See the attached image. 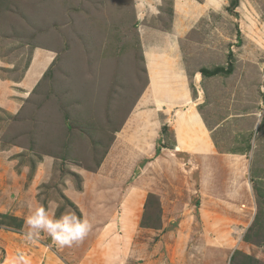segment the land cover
Listing matches in <instances>:
<instances>
[{"label":"rangeland","instance_id":"374dc122","mask_svg":"<svg viewBox=\"0 0 264 264\" xmlns=\"http://www.w3.org/2000/svg\"><path fill=\"white\" fill-rule=\"evenodd\" d=\"M140 1L0 0V264L15 263H6L5 240L20 262L73 254L46 231L28 238L34 230L18 210L27 198L30 216L42 207L53 220L87 221L83 239L91 248L90 238H102L92 251L108 248L104 264H264V0H191L174 23L193 104L214 128L222 162L167 158L142 172L158 147L139 163L114 157L103 173V135H115L147 84L140 29L159 36L173 22L171 0H160L167 15L156 22L146 5L157 0ZM229 65L194 87L198 70ZM136 179L148 196L126 238L119 210ZM166 184L162 196L151 192ZM70 187L87 215L65 194Z\"/></svg>","mask_w":264,"mask_h":264},{"label":"crops","instance_id":"0c3cea01","mask_svg":"<svg viewBox=\"0 0 264 264\" xmlns=\"http://www.w3.org/2000/svg\"><path fill=\"white\" fill-rule=\"evenodd\" d=\"M142 2L144 1L141 0L140 3ZM171 2V20L173 22H170V31L165 33L160 32L159 36H154L155 30L149 25H147L145 29H140L141 37L143 38L142 57L144 61V71L147 76V84L138 97L137 102L125 116L122 125L115 135H103L106 142L105 144H107L105 146V152L103 153L104 159L101 164V171L103 173H106L105 169L107 163H111L114 157H118V162H121L120 160L124 157H138L136 162L139 163L142 159H149V157L153 158L157 154L158 147H160L159 155L156 156L154 160L152 159V161L143 162L145 166L141 169L142 172H148L149 174L150 172H156L157 169L152 170V168L159 164L160 159L165 161L167 158L169 159V163H178L182 160L185 161V159L190 161L208 159L214 163L217 161L222 162L221 157H219L220 154L217 153V145L212 137V135H214V128L207 126L202 112L198 108V104H193V99H195V97L191 95L188 75L183 71L182 52L178 46L180 37L175 34L178 32V27L174 24L177 16L178 14H188L191 12V10H187V12L184 10V4L187 3L185 7L190 6L191 0H171ZM153 3L146 5L150 7L148 15L149 20H147L155 22L160 21L163 18V14L167 15L165 11L166 7L163 6L160 0L156 2L157 8H155V5L153 6ZM145 18L147 17H140V20ZM169 33H171V35ZM161 45H164V48H162ZM199 75H201L199 70L194 73L195 81L193 85L195 88L197 87L195 82L199 78ZM103 130L105 131V129ZM108 136H110V139ZM166 140H168V144L165 143ZM211 169L214 172V170H216V164L215 167L213 164ZM119 174L121 175V173ZM90 176L91 175L88 173L82 175L83 187L87 188L92 184L89 180ZM141 180L136 179L131 189L127 190L129 192L127 193L128 196L125 195V200H121L122 202L120 201L122 204L119 210L120 221L124 233L123 236L126 238L131 228L133 229L134 225L139 223L146 204L148 192ZM118 185L117 188H123L125 186L124 183H119ZM169 186L172 185L166 184L161 187H155L156 189L151 186L149 187L152 188L151 192H154L158 196H162V192L170 188ZM103 187L106 189L108 187L104 180ZM118 190L119 189H116V191ZM64 192L67 196L72 198V201L76 203L83 214L85 212L87 215L86 210L83 209L86 199L79 198V195L76 194L71 187ZM107 193L108 194H105L107 197L103 198L105 201H108L110 197V192L108 191ZM22 196H26V193H22ZM85 198L89 200L95 197L86 194ZM26 202V205L24 203V206L19 207L18 210H20L21 214L25 213L27 217H29L30 213H28V208L30 207L31 199L27 198ZM13 205L14 203L12 202L9 207ZM26 209H28V211H26ZM26 215L22 216L24 220L27 218ZM89 242L91 243V248L87 246L88 241L85 239H82L78 243H74L70 248L68 247L73 254L64 253L61 256L55 253V255H52V251H50L42 253L43 255L40 254V256L41 258L47 255H50L51 258L57 256L60 260L57 259L56 264L107 263L108 259L106 257L101 260L102 263L98 259V257L100 258L101 254L104 253V249H108L107 247L102 246L96 251H92L93 245L96 246V243L99 245V243L102 242V238L101 240L100 237L94 238L93 240L90 238ZM6 243V240L1 243L7 250L6 263L11 259L16 264H25V261L27 264H32L27 259H23L22 262L18 261L17 254L14 255L12 251V246ZM107 246H109V242H107ZM82 252H84V254L79 256V258L76 257L77 254L79 255ZM39 253L40 252L37 250L36 255ZM92 253H95L92 259L91 256L87 257L88 254L91 255ZM41 258L39 257L36 262L33 263L41 264ZM116 264L118 263L116 262ZM119 264H124L122 258L119 259Z\"/></svg>","mask_w":264,"mask_h":264},{"label":"clouds","instance_id":"9594fccd","mask_svg":"<svg viewBox=\"0 0 264 264\" xmlns=\"http://www.w3.org/2000/svg\"><path fill=\"white\" fill-rule=\"evenodd\" d=\"M25 222L30 229L34 230L29 232V239L38 236L40 231H46L51 241L60 247H71L74 243H78L90 228L87 221L81 220L72 213L63 215L59 220L50 219L42 207L36 209ZM25 264H27L26 261Z\"/></svg>","mask_w":264,"mask_h":264},{"label":"trees","instance_id":"16d2710c","mask_svg":"<svg viewBox=\"0 0 264 264\" xmlns=\"http://www.w3.org/2000/svg\"><path fill=\"white\" fill-rule=\"evenodd\" d=\"M235 5H236V0H233L232 7H234ZM230 70H231V67L229 65L227 68L216 67L212 70L200 69L199 72L201 73L202 76L212 77V76L218 75L220 73L228 74V73H230Z\"/></svg>","mask_w":264,"mask_h":264}]
</instances>
